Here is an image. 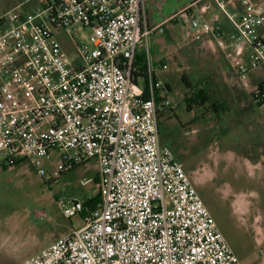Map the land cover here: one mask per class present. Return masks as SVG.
Returning a JSON list of instances; mask_svg holds the SVG:
<instances>
[{
	"label": "built area",
	"instance_id": "built-area-1",
	"mask_svg": "<svg viewBox=\"0 0 264 264\" xmlns=\"http://www.w3.org/2000/svg\"><path fill=\"white\" fill-rule=\"evenodd\" d=\"M212 1L233 27L228 36L218 19L205 18L209 5L166 22L230 48L248 88L264 66V0H237L241 12ZM27 3L30 10L0 16V155L10 166L28 162L45 181L94 160L102 203L84 214L81 200L60 202L63 216L83 215L84 226L22 264H241L161 142L160 117L173 111L168 91L152 66L145 89L134 83L138 49L164 34L166 22L149 25L146 0ZM85 29L87 44L77 39ZM67 32L75 59L59 41ZM253 98L259 104L264 94Z\"/></svg>",
	"mask_w": 264,
	"mask_h": 264
},
{
	"label": "rangeland",
	"instance_id": "rangeland-1",
	"mask_svg": "<svg viewBox=\"0 0 264 264\" xmlns=\"http://www.w3.org/2000/svg\"><path fill=\"white\" fill-rule=\"evenodd\" d=\"M28 1L0 0V16L21 5L30 10ZM204 4L189 7L197 12ZM172 8V0L164 3L160 19L165 20ZM216 12L223 20L222 12ZM165 28L168 31L150 43L153 50L164 52L153 60L173 106L172 112L160 117L161 142L183 163L241 264H264V105L258 108L253 98L258 83L264 81V66L259 80L250 84L249 79L247 88L231 66L230 48H220L208 36L195 40L194 32L178 22H166ZM90 34L85 29L77 39L87 44ZM59 41L75 59L70 34L60 35ZM184 74L194 90L204 91L208 98L191 111L183 102L188 92ZM98 174L96 161L90 160L45 181L28 162L11 167L0 155V264H22L82 228L84 216L65 218L59 203L79 199L85 205L95 200L100 194Z\"/></svg>",
	"mask_w": 264,
	"mask_h": 264
},
{
	"label": "crops",
	"instance_id": "crops-1",
	"mask_svg": "<svg viewBox=\"0 0 264 264\" xmlns=\"http://www.w3.org/2000/svg\"><path fill=\"white\" fill-rule=\"evenodd\" d=\"M167 1H170V0H167ZM167 1L166 0H146L148 23L151 27H155V26H158V25L166 22L167 20H169L174 15H176V14L186 10L187 8H189V6H191L192 3L205 2L204 5L210 6L209 10L204 15L205 18L208 20H212L214 18L218 19L219 25L221 26L222 31L225 34V36H228L233 31V27L230 24V22L228 21V19L225 17V15L222 13L224 16V18L222 20L221 16H219V14H217L216 10L218 9V7L216 6V4L212 0H172L173 8L170 10L171 14L169 16H167L166 19L164 18L165 20H163V19H160L161 13L159 11L162 10L163 4L166 3ZM224 1L226 2L227 8L229 11L241 12L240 3L237 0H224ZM204 5H202L201 7H203ZM214 6H216V7H214ZM166 31H168L167 28H166ZM158 37L159 36H157V35H156V37L152 36L147 41H145L143 43V45L138 49V51L136 53L135 63L138 62V64H140L139 62H146L148 69L150 66H152L154 68V74H155L156 79L162 81L164 87L168 91L169 90L168 87L165 85L163 80L159 77V75L155 69V65L157 62L155 60H153L154 56H156L157 54H160V53H164V52H160V50H158L157 48L153 50L152 47H150V43L154 42ZM259 70L252 72L250 74V76H249L250 84H253V80H259L258 78H260V76H261L259 73ZM137 83L140 87L145 89L146 85H145V78L144 77L137 76ZM261 83H264V81ZM261 83H258V85H260ZM257 106H258V108L261 107L258 105V103H257ZM162 114H165V113H162ZM192 176H193V174H192Z\"/></svg>",
	"mask_w": 264,
	"mask_h": 264
},
{
	"label": "trees",
	"instance_id": "trees-1",
	"mask_svg": "<svg viewBox=\"0 0 264 264\" xmlns=\"http://www.w3.org/2000/svg\"><path fill=\"white\" fill-rule=\"evenodd\" d=\"M139 63L140 64H138V62L134 64V68H135L134 69L135 72L133 73L134 83L135 84H138L137 83V76H142V77L145 78V85L147 86L148 85V66H147V63L146 62H139ZM182 80H183V82L185 83V85L188 88V92L186 93V95H185V97L183 99V101L187 104L188 110L191 111L192 110V107L194 105H196V104L197 105L199 103H202L203 104V103H205V102L208 101L207 94L204 91H202V90L195 91L194 90V88H195L194 85L188 80V77L185 74L183 75ZM259 87H260L259 88L260 92L262 94H264V83H261L259 85ZM258 105L259 106H263L264 105V99ZM218 109L219 110L221 109V106L220 105L219 106H215V110L218 111ZM79 167L80 166H78V167H76L74 169H77ZM99 179L100 178L98 177L96 180L99 182ZM100 201L102 203V200H101V190H100L99 196L95 200H91L87 204L84 205L85 206L84 214H86V213H88V212H90V211H92L94 209H97V205L99 204Z\"/></svg>",
	"mask_w": 264,
	"mask_h": 264
}]
</instances>
